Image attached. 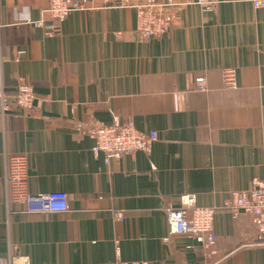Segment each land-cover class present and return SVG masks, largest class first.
<instances>
[{"label":"crops","instance_id":"0c3cea01","mask_svg":"<svg viewBox=\"0 0 264 264\" xmlns=\"http://www.w3.org/2000/svg\"><path fill=\"white\" fill-rule=\"evenodd\" d=\"M48 1L0 0L6 91L13 100L28 83L35 93L31 110L12 102L0 115V260L17 245L30 264H116L119 240L125 261L264 264L252 216L227 208L233 191L264 180V7L182 6L169 31L138 41L135 9L102 0L71 12L49 36L33 24ZM226 68L236 71L234 88L223 87ZM198 76L207 92L196 89ZM124 122L158 140L106 162L87 129ZM12 153L28 156L30 192L65 191L67 211L6 203ZM184 195L215 209V257L170 233L165 208L180 207Z\"/></svg>","mask_w":264,"mask_h":264},{"label":"built area","instance_id":"2783aa9c","mask_svg":"<svg viewBox=\"0 0 264 264\" xmlns=\"http://www.w3.org/2000/svg\"><path fill=\"white\" fill-rule=\"evenodd\" d=\"M110 7L135 9L137 24L135 37L138 41H149L170 30L175 20L177 8L199 5L205 10L215 7L221 0H102ZM256 8L264 7V0H252ZM93 8L92 0H49L42 10L40 19L33 21L37 27L45 29L49 36L56 35L59 24L73 11H85ZM223 87L234 88L237 84L236 71L233 68L223 70ZM196 89L207 92L208 79L198 76ZM35 93L28 83L17 86L14 99L6 91L3 81L2 60L0 59V115L5 116L12 108V102L24 110H31ZM87 134L94 140L93 151L102 153L105 161L119 159L137 151H147L158 140L155 131L143 133L129 122L122 124L95 123L87 129ZM29 159L26 154L6 155L5 161V199L6 203H17L25 213H55L67 211L68 194L56 190L33 194L29 190ZM227 208L234 214H250L258 232L257 240L264 242V180L253 179L248 189L235 190ZM171 234L186 235L200 245L205 254L212 258L219 254L217 236L214 232L215 209L196 205L193 195L181 197V206L167 205L165 208ZM119 220L124 219L120 211L115 212ZM118 253L116 264H147L146 261H125L119 256V240L115 241ZM220 258L216 262H220ZM0 264H30L28 255L21 253L19 246L11 245L6 259Z\"/></svg>","mask_w":264,"mask_h":264}]
</instances>
